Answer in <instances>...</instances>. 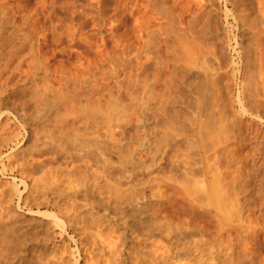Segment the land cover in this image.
I'll use <instances>...</instances> for the list:
<instances>
[{
  "label": "rangeland",
  "instance_id": "1",
  "mask_svg": "<svg viewBox=\"0 0 264 264\" xmlns=\"http://www.w3.org/2000/svg\"><path fill=\"white\" fill-rule=\"evenodd\" d=\"M160 4L166 8H161ZM206 23L209 27L204 26L207 25ZM182 48H186V50ZM254 48L259 50L260 65L258 64L252 71L245 65L248 61V52ZM203 63L205 66L202 65ZM177 68H181L183 71L179 70L177 74ZM185 69H191L188 70L191 71L189 72L191 74L194 71L195 77L187 70L186 74ZM263 70V0H157V2L156 0H0V93L5 100L7 99L6 106L3 105L1 108L2 112H9L0 116V150L4 149L6 138H13L14 134L18 132V137L21 138L19 148L17 145L14 146L15 148L11 146V149L4 151L3 154H12L17 150L23 152L24 150L23 153L20 152V155L24 154L28 156V159L31 156L35 161H41V158L48 161L54 157L56 152H63L66 160L63 165H60V172L63 171L61 174L65 177L66 172L74 173L72 167L75 166L74 170H76L77 176L84 175V173V177L91 175L92 179L89 177L90 189L92 188L95 198L98 193V182L101 178L104 182L106 181L104 208L94 207L92 208L94 210L88 206L89 209L81 208L80 211L87 218L83 216L85 219L82 218L74 226L72 219L69 218V213L68 216L60 215L63 223V227L60 228H55L50 224L52 219L44 215L47 212L55 214V210L44 208L30 210L28 202L33 203L32 198H29L26 193L27 189L21 186L19 201L18 196L13 195V199L10 197L8 202H1L3 205L0 206V225L7 224V227L8 225L11 227L12 224L16 225L13 227L19 233L22 228L23 231L25 229L29 237H35L32 242L35 251L29 248L21 253H19L20 250H16L17 253L15 251V254H10L7 257L6 254H1L0 263L264 264ZM166 71L167 74L168 72L170 74L169 78H167ZM182 72H185L186 75L183 73L182 78H179ZM197 74L202 75L203 85L197 83L201 81ZM187 75L190 76V83L192 82L190 85L194 86L195 84V89L205 87L206 91L201 88V91L206 92L205 95H200V93L203 94L200 90H198L200 93L198 91V93H194V88L191 87V89L189 86ZM216 75L220 78H216L218 81L215 80V83L218 82L217 86L220 87H217L213 83L214 81H206L208 78H210L208 81L215 79ZM203 77L204 79H202ZM193 78L196 79V83H194L195 80H192ZM168 80L169 82H167ZM177 80L183 84L178 83ZM208 83H210L208 88L211 86L209 93L207 92L209 89L206 88ZM181 87L184 89L182 90ZM218 88H221L220 91ZM164 89L165 91L162 92L166 93L162 94L161 90ZM154 90L155 93L157 91V100L160 101L158 104L161 103V107L156 106L158 101L154 99L156 97V94L152 93ZM159 90L162 95L159 94ZM180 90L181 92H179ZM169 91L174 92L170 93ZM179 93L182 95L179 96ZM183 94H186L187 98H184ZM208 94L212 95V98L209 99ZM248 94L252 98L247 96ZM167 95H170V101L169 97H166ZM207 96L208 98H206ZM162 97L167 100L164 99V101ZM178 97H180V101H178ZM202 97L205 100H202L201 103ZM174 98L177 101L172 100ZM181 98L186 100V104ZM214 98L219 101L221 107L215 108L211 113H201L196 110L198 102L206 104L207 100L211 102ZM38 99L40 100L38 101ZM190 99L191 101H189ZM40 101L42 102L40 103ZM161 101H169L172 105H169V102L165 105ZM172 101L174 102L172 103ZM179 102H182L180 106ZM82 104L83 107L80 106ZM163 105L174 107L167 109ZM190 105L195 108L190 110ZM4 107H7L8 111H5ZM179 107L181 108L179 109ZM161 108L165 109V112H162ZM176 108L180 112H176ZM102 109H105L106 113ZM91 110L93 113L90 112ZM63 111L68 113V117ZM174 112L175 114H173ZM63 113L65 115H62ZM166 113L170 115H166ZM58 115L60 118L64 116L63 118H67L65 119L67 121H61L62 118L60 122L59 119H56ZM175 116H177V122L180 120L179 124L182 123L181 125L176 123ZM209 116L210 118H208ZM42 117L45 118L41 119ZM50 118L56 120L53 122ZM186 118L187 120H185ZM46 119L48 122L45 125ZM73 119H76L75 122ZM165 120L166 122H164ZM199 122H202L201 125ZM224 123H227L229 132ZM207 124L209 127L213 125L215 128H211L214 130L210 135L205 131L202 132L203 129L207 131L205 127ZM168 126L169 128H167ZM180 126H182L181 129ZM43 127L46 131L43 130ZM62 127L65 129L62 130ZM74 128L77 131L73 130ZM67 131L68 133L65 134ZM73 131L79 132L78 134L83 136L74 135ZM217 131L221 133L218 132V134ZM43 132H46L45 136ZM48 132L50 133L48 134ZM76 135L77 137H75ZM63 136L65 138H62ZM66 136L67 138L74 137L73 141L76 138V143L71 139L72 144L69 143ZM214 138L216 139L215 144L211 145ZM211 140L213 141L211 142ZM78 141L81 146L80 143H77ZM91 141L92 143H90ZM33 142H36L35 146ZM42 143L45 145L43 146ZM70 144L76 146H71L73 151L70 149ZM206 144L210 147H207ZM11 145H15V141ZM29 149L32 151L26 153L25 150ZM100 149H103L104 154ZM99 150L104 156L100 154ZM214 151L215 153L220 152L215 154ZM78 152L80 153L78 154ZM3 154L1 158L5 156ZM85 155L86 157H83ZM209 155L211 159L208 158ZM104 158L105 165L103 164L102 168L100 164ZM208 159H210L209 162ZM204 161L208 162L207 165L210 164L211 168L215 170L210 168L207 174H204L202 165ZM83 162L88 165L85 166ZM68 166H71L72 169ZM220 169L222 170L220 171ZM216 170H219V174L225 173V175L223 173L224 180L228 177L226 182L230 181L232 174V179H235L234 184H236L234 187L237 210H233V216L226 222L220 221L219 212L208 202V184L213 181ZM210 173L213 175L211 176ZM201 177L205 179L204 182L198 183L201 184V187L198 184V186L194 185L193 182L201 181ZM18 178L11 175L10 172H0V187L3 186L0 189L6 190V186L10 187L11 182L19 180ZM86 181L87 179L84 180V183ZM190 188L193 190H189ZM62 189L66 192L70 191L63 187ZM239 190L241 191L239 192ZM249 195L250 197H248ZM201 196L203 197L202 201ZM22 198L27 201V204L22 201ZM76 201L82 203L79 200ZM95 201L96 199L89 202ZM112 209L115 211L113 212ZM95 216L97 217L95 218ZM11 217L14 218L11 219ZM27 227L31 231L30 229L28 231ZM2 230L1 227L0 231L3 232ZM44 237L48 238L44 239L45 242L43 241Z\"/></svg>",
  "mask_w": 264,
  "mask_h": 264
},
{
  "label": "bare ground",
  "instance_id": "2",
  "mask_svg": "<svg viewBox=\"0 0 264 264\" xmlns=\"http://www.w3.org/2000/svg\"><path fill=\"white\" fill-rule=\"evenodd\" d=\"M264 1V0H263ZM156 2H157V0H156ZM163 2V1H162ZM161 3V2H160ZM249 3V2H248ZM157 4V3H156ZM172 4V3H171ZM251 4V3H250ZM161 5V4H160ZM166 5V4H165ZM252 5V4H251ZM163 5H161V8H166V7H162ZM159 7V6H158ZM161 8H158V9H161ZM253 8V7H252ZM255 8V7H254ZM169 9V8H168ZM157 10V9H156ZM162 10V9H161ZM161 10H159V11H161ZM252 10V9H251ZM165 12V11H164ZM162 13V12H161ZM160 13V14H161ZM169 13V12H168ZM201 13V12H200ZM259 13V12H258ZM158 14V13H157ZM159 14V15H160ZM164 14V13H163ZM207 14H208V12H207ZM199 15V14H198ZM164 16V15H163ZM170 16V15H169ZM209 16V15H208ZM258 16V15H257ZM261 16V15H260ZM168 18V17H167ZM198 18V17H197ZM169 19V18H168ZM171 21H172V19H171ZM206 21V20H205ZM204 21V22H205ZM207 24V23H206ZM211 24V23H210ZM204 25V24H203ZM205 27H209V25L207 24V25H204ZM160 27V26H159ZM203 28V27H202ZM210 29V28H209ZM156 30V29H155ZM171 31V30H170ZM169 31V32H170ZM201 32H202V30H200ZM208 31V30H207ZM244 31V30H243ZM165 32V31H164ZM176 32V31H175ZM192 32V31H191ZM242 32V31H241ZM161 33H163V32H161ZM166 33V32H165ZM171 34H172V32H170ZM174 33V32H173ZM181 33V32H180ZM198 33V32H197ZM204 33V32H203ZM246 33V32H245ZM153 34V33H152ZM155 34V33H154ZM169 34V33H168ZM179 34V33H178ZM184 34V33H183ZM193 34H195V33H193ZM205 34V33H204ZM203 34V35H204ZM162 35V34H161ZM166 35V34H165ZM197 35V34H196ZM242 35V34H241ZM251 35V34H250ZM157 36V35H156ZM159 36V35H158ZM170 36V35H169ZM178 36V35H177ZM181 36V35H180ZM162 37H163V35H162ZM184 37V36H183ZM245 37V36H244ZM248 37H250V36H248ZM179 38H181V37H179ZM190 38V37H189ZM205 38V37H204ZM247 38V37H246ZM156 39V38H155ZM166 39V38H165ZM169 39V38H168ZM182 39V38H181ZM185 40V39H184ZM192 40V39H191ZM203 40V39H202ZM153 41V40H152ZM157 41V40H156ZM156 41H154L155 43H157ZM160 41V40H159ZM174 41V40H173ZM190 41V40H189ZM188 41V42H189ZM201 41V40H200ZM200 41H199V43H200ZM249 42V41H248ZM155 43H153V44H155ZM161 43V42H160ZM167 43V42H166ZM171 43V42H170ZM176 43V42H175ZM174 43V44H175ZM22 44V43H21ZM163 44V43H162ZM171 44H173V42L171 43ZM204 44V43H203ZM9 45V44H8ZM16 45V44H15ZM14 45V46H15ZM168 45V44H167ZM189 45H190V42H189ZM250 45H252V44H250ZM13 46V47H14ZM23 46V45H22ZM21 46V47H22ZM156 46V45H155ZM174 46V45H173ZM180 46V45H179ZM182 46V45H181ZM192 46V45H191ZM203 46V45H202ZM249 46V45H248ZM5 47V46H4ZM8 47H10V46H8ZM11 47H12V45H11ZM160 47V46H159ZM169 47V46H168ZM171 47H172V45H171ZM177 47V46H176ZM182 47H184V46H182ZM247 47V46H246ZM7 48V47H6ZM18 48V47H17ZM23 48V47H22ZM187 48V47H186ZM186 48H182V49H184V50H186ZM248 48H250V47H248ZM247 48V49H248ZM5 49V48H4ZM3 49V50H4ZM147 49V48H146ZM157 49V48H156ZM169 49V48H168ZM174 49V48H173ZM178 49V48H177ZM196 49H198L197 47H196ZM250 49H252V48H250ZM2 50V51H3ZM166 50V49H165ZM171 51V50H170ZM178 51V50H177ZM176 51V52H177ZM188 51V50H187ZM198 51V50H197ZM200 51V50H199ZM153 52V51H152ZM156 52H158V51H156ZM181 52V51H180ZM209 52V51H208ZM247 52H248V50H247ZM5 53V52H4ZM3 53V54H4ZM155 53V52H154ZM160 53V52H159ZM204 53V52H203ZM249 54V56H248V61H247V65H245V66H247L248 68H251L252 69V71L253 70H255V67L256 66H258V64H259V62H260V54H259V50H258V48H254L253 50H250V52H248ZM2 54V55H3ZM9 54V53H8ZM157 54V53H156ZM161 54V53H160ZM164 54V53H163ZM193 54H194V52H193ZM198 54V53H197ZM211 54H213V53H211ZM6 55V54H5ZM17 55V54H16ZM165 55V54H164ZM167 55V54H166ZM201 55V54H200ZM200 55H198L199 57H200ZM203 55V54H202ZM205 55V54H204ZM154 56V55H153ZM176 56V55H175ZM184 56V55H183ZM182 56V57H183ZM188 56H190V55H188ZM4 57V56H3ZM7 57V56H6ZM11 57H13V56H11ZM167 57V56H166ZM177 57H178V55H177ZM242 57V56H241ZM247 57V56H246ZM170 58V57H169ZM180 58V57H179ZM186 58V57H185ZM194 58V57H193ZM206 58V57H205ZM208 58V57H207ZM217 58H218V56H217ZM9 59H10V57H9ZM161 59H162V57H161ZM166 59V58H165ZM170 59H172V58H170ZM188 59H189V57H188ZM192 59V58H191ZM203 59V58H202ZM221 59V58H220ZM244 59V58H243ZM154 60H155V58H154ZM160 60V59H159ZM180 60H182V59H180ZM184 60V59H183ZM205 60V59H204ZM11 61V60H10ZM162 61V60H161ZM166 61H168L167 59H166ZM170 61V60H169ZM174 61V60H173ZM187 61V60H186ZM192 61V60H191ZM153 62H155V61H153ZM181 62H183V61H181ZM188 62V61H187ZM201 62V61H200ZM202 62H203V60H202ZM245 62H246V60H245ZM158 63V62H157ZM175 63V62H174ZM204 63H206V62H204ZM204 63L202 64V65H204ZM159 64V63H158ZM158 64H156V65H158ZM160 64H162V63H160ZM168 64H169V62H168ZM173 64V63H172ZM184 64H186V63H184ZM244 64H246V63H244ZM153 65V64H152ZM187 65V64H186ZM192 65V64H191ZM195 65V64H194ZM242 65V64H241ZM260 65V64H259ZM159 66V65H158ZM161 66V65H160ZM164 66H166L167 67V65H164ZM178 66H179V64H178ZM177 66V67H178ZM205 66V65H204ZM207 66V65H206ZM212 66V65H211ZM243 66V65H242ZM156 69H157V67L156 66H154ZM153 67V68H154ZM166 67H164V68H166ZM203 67V66H202ZM247 67H245V68H247ZM263 67V66H262ZM5 68V67H4ZM158 68H161V67H158ZM184 68V67H183ZM191 68H192V66H191ZM210 68V67H209ZM162 69V68H161ZM160 69V70H161ZM170 69H172V68H170ZM178 69V71H177V74L179 73V70H180V72L181 71H183V70H181V68L179 69V68H177ZM199 69V68H198ZM212 69V68H211ZM157 70H159V69H157ZM186 70L188 71V70H191V69H185L184 71L186 72ZM244 70V69H243ZM144 71V70H143ZM164 71V70H163ZM218 71V70H217ZM249 71H251L250 69H249ZM252 71H251V74H252ZM264 71V70H263ZM155 72H156V70H155ZM160 72V71H159ZM165 72V71H164ZM163 72V73H164ZM171 72V71H170ZM175 72V71H174ZM185 72H182L181 74H180V77L179 78H182L181 77V75H184L185 74ZM189 72H191V71H188V73ZM197 72V71H196ZM256 72H258V71H256ZM255 72V73H256ZM157 73V72H156ZM156 73H155V75H156ZM161 73V72H160ZM184 73V74H183ZM193 73H195L194 71H193ZM192 73V74H193ZM243 73V72H242ZM166 74H167V71H166ZM174 74V73H173ZM186 74H187V72H186ZM185 74V75H186ZM189 74H191V73H189ZM191 74V75H192ZM202 74V73H201ZM203 74H204V72H203ZM223 74V73H222ZM246 74V73H245ZM259 74H260V71H259ZM160 75V74H159ZM168 75H170L169 74V72H168V74H167V78H169L168 77ZM172 75V74H171ZM194 75V74H193ZM198 75V74H197ZM209 75V74H208ZM219 75V74H218ZM218 75H216L217 77H215V79H213V80H211V81H208L210 78H208V80H206L207 82H213L214 84H216V86L218 85L217 83L218 82H216L215 83V80L216 81H218L216 78H220ZM221 75V74H220ZM264 75V74H263ZM157 76V75H156ZM156 76H155V79H156ZM188 76V75H187ZM223 76V75H222ZM233 76V75H232ZM258 76V75H257ZM256 76V77H257ZM163 76H162V74H161V78H162ZM174 77V76H173ZM183 77H185V76H183ZM190 76H188V78H189ZM193 77V76H192ZM194 77H195V75H194ZM201 77H202V75L201 76H199L198 75V78L201 80ZM205 77V76H204ZM204 77L202 78V79H204ZM207 77V76H206ZM242 77V76H241ZM154 78V77H153ZM158 78V77H157ZM167 78H164V79H167ZM186 78V77H185ZM198 78H197V80H198ZM223 78V77H222ZM257 78H259V76L257 77ZM32 79V78H31ZM160 79V78H159ZM171 79V78H170ZM207 79V78H206ZM256 79V78H255ZM158 79H156V81H157ZM180 81H182L183 82V80H184V78H183V80H181V79H179ZM188 81H186V82H188L189 83V86H190V88L191 87H193L194 88V93H196L198 90H202L201 88H204V90H205V87H199L198 85H197V87H199L198 88V90L197 89H195L196 88V86H195V84L194 83H196V79H192V80H195L194 81V86L193 85H190L191 83H190V78L189 79H187ZM251 80V79H250ZM252 80H253V76H252ZM155 81V80H154ZM160 81V80H159ZM162 81V80H161ZM165 81V80H164ZM175 81V80H174ZM178 81V80H177ZM180 81H178V83L180 82ZM199 81V80H198ZM204 80H201L200 82H203ZM254 81V80H253ZM259 81V80H258ZM158 82V81H157ZM167 82H169V80L167 81ZM185 82V83H186ZM200 82H197V83H199L200 85H203L204 84V82L203 83H200ZM220 82V81H219ZM264 82V81H263ZM162 83V82H161ZM165 83V82H164ZM171 83H172V81H171ZM212 83V84H213ZM255 83H256V81H255ZM145 84V83H144ZM155 84V83H154ZM157 85H158V83H156ZM160 84V83H159ZM167 84V83H166ZM165 84V85H166ZM169 84V83H168ZM167 84V85H168ZM180 84H183V83H181L180 82ZM187 84V83H186ZM185 84V85H186ZM220 84V83H219ZM163 85V84H162ZM173 85V84H172ZM171 85V86H172ZM206 85V84H205ZM204 85V86H205ZM209 85H210V83H208V85H207V87L206 88H208L209 87ZM154 86H156V85H154ZM159 86V85H158ZM171 86H169V87H171ZM176 86V85H175ZM182 86H184V85H182ZM248 86V85H247ZM252 86V85H251ZM250 86V87H251ZM260 86V85H259ZM264 86V85H263ZM263 86H262V88H263ZM161 87V86H160ZM168 87V86H167ZM178 87H179V85H178ZM185 87V86H184ZM188 87V86H187ZM186 87V88H187ZM217 87H220V86H217ZM254 87H255V85H254ZM253 87V88H254ZM162 88H165V87H162ZM182 88V90L184 89L183 87H181ZM210 88H211V86H210ZM210 88H208L209 90L207 91L208 93H209V91H210ZM213 89L214 88H216V87H212ZM252 88V89H253ZM3 89V88H2ZM1 89V90H2ZM5 89V88H4ZM154 89H155V87H154ZM159 89V88H158ZM179 89H180V87H179ZM192 89V88H191ZM219 89H221V88H218V90ZM248 89H249V87H248ZM251 89V88H250ZM258 89V88H257ZM259 89H261V88H259ZM171 90H172V88H171ZM177 90V89H176ZM176 90H174V91H176ZM196 90V91H195ZM255 90V89H254ZM152 91V90H151ZM162 91H165V89L164 90H161V92ZM173 91V92H174ZM187 91V90H186ZM206 91V90H205ZM212 91V90H211ZM214 91V90H213ZM220 91V90H219ZM219 91H218V93H219ZM170 93H173L172 91H169ZM179 92H181V90L179 91ZM199 92V91H198ZM197 92V93H198ZM201 92H203V91H201ZM215 92H216V89H215ZM250 92V90L248 91V93ZM254 92V91H253ZM252 92V93H253ZM4 93V92H3ZM150 93V92H149ZM152 93H155V90H154V92H152ZM156 93H157V91H156ZM155 93V94H156ZM164 92H162V94H163ZM166 93V92H165ZM164 93V94H165ZM167 93H168V90H167ZM183 93V92H182ZM184 93H186V92H184ZM191 93H192V91H191ZM190 93V94H191ZM200 93V92H199ZM206 93V92H205ZM205 93L203 92V94L202 93H200V95H205ZM212 94H213V92H211ZM217 93V92H216ZM2 93H0V116L2 115V114H8L9 112H2V108H1V106H3V105H5L6 106V104H7V102H6V100L4 99V96H2L1 95ZM43 94V93H42ZM159 94H160V90H159ZM162 94H160V95H162ZM175 94V93H174ZM177 95H178V93H176ZM180 94L181 93H179V96H180ZM186 94H188V93H186ZM186 94H183V96H184V98H187V97H185L186 96ZM220 94V93H219ZM250 94V93H249ZM247 95V96H251V95ZM40 95V94H39ZM46 95V94H45ZM59 95H60V93H59ZM153 95V94H152ZM157 95L158 94H156V97L154 98L156 101H158L157 103H156V106H160V104H158L160 101L159 100H157L158 99V97H157ZM177 95L176 96H174L175 98L177 97ZM182 95V94H181ZM196 95V94H195ZM207 95V94H206ZM214 95H215V93H214ZM243 95V94H242ZM41 96V95H40ZM58 96V95H57ZM172 96V95H171ZM183 96H182V98H183ZM197 96H198V94H197ZM196 96V97H197ZM208 96H209V94H208ZM208 96L206 97V98H208ZM212 95H210L209 96V99H210V97H211ZM215 96H218L219 97V95H215ZM214 96V97H215ZM245 96V95H244ZM41 97H44V95L43 96H41ZM54 97V96H53ZM167 98L169 97V101L171 100L170 99V95L168 96H166ZM191 97V96H190ZM204 97V96H203ZM203 97H202V99L200 100V102L202 103L204 100H203ZM263 97V96H262ZM47 98V97H46ZM62 98V97H61ZM172 99V100H176L177 101V99ZM180 97H178V99H179ZM181 98V100H184L185 101V104H186V100L185 99H182ZM201 98V97H200ZM212 98V97H211ZM245 98H246V96H245ZM244 98V99H245ZM251 98H252V96H251ZM257 98V97H256ZM255 98V99H256ZM49 99V98H48ZM73 99H75V98H73ZM159 99H160V96H159ZM162 99L164 100L165 98L164 97H162ZM188 99H189V95H188ZM188 99H187V101H188ZM192 99H193V97H192ZM198 99H199V97H198ZM215 100H217L216 98H214ZM212 100L211 102L209 101V100H207L208 102V104L206 103L205 104V102H204V104H199V102H198V104H199V106H198V104H197V106H196V110L198 111V112H213L214 110H215V108L217 109L219 106H220V104L218 103L219 101L217 100V102H215L214 103V101L215 100ZM237 99V98H236ZM247 99H248V97H247ZM254 99V98H253ZM5 100V101H4ZM40 99H38V101H39ZM50 100H51V98H50ZM54 100V99H53ZM59 100V99H58ZM87 100V99H86ZM161 100V99H160ZM165 100H167V99H165ZM164 100V101H165ZM194 100V99H193ZM193 100H192V102H193ZM203 100V101H202ZM52 101V100H51ZM55 101V100H54ZM67 101V100H66ZM70 101V100H69ZM155 101V102H156ZM164 101H161V102H164ZM168 101V102H169ZM175 101V102H176ZM178 101H180V99L178 100ZM189 101H191V99L189 100ZM220 101H221V99H220ZM255 101V100H254ZM42 101H40V103H41ZM45 102V101H44ZM53 102V101H52ZM56 102V101H55ZM168 102H164L165 103V105H166V103H168ZM174 101H172V103H173ZM39 103V102H38ZM51 103V102H50ZM54 103V102H53ZM86 103V102H85ZM91 103V102H90ZM143 103V102H142ZM182 103V102H181ZM180 102L178 103L179 104V106H180V104H181ZM187 103H189V102H187ZM240 103H241V101H240ZM251 103V102H250ZM260 103H262V102H260ZM69 104V103H68ZM75 104H77V103H75ZM158 104V105H157ZM163 104V103H162ZM171 103L169 102V105H170ZM174 104H176V103H174ZM192 104V103H191ZM222 104V103H221ZM245 104V103H244ZM252 104V103H251ZM71 105V104H70ZM79 105V104H78ZM85 105V104H84ZM86 105H88V104H86ZM172 105V104H171ZM189 105V104H188ZM188 105H186V106H188ZM241 105V104H240ZM257 105H258V103H257ZM257 105H255L256 107H257ZM47 106V105H46ZM72 106V105H71ZM80 106H82L83 107V104L82 105H80ZM155 106V105H154ZM162 106V105H161ZM160 106V107H161ZM164 106V105H163ZM185 106V105H184ZM184 106H181V107H184ZM191 106H193V105H190V110L191 109H193V108H195L194 106L193 107H191ZM222 106V105H221ZM220 106V107H221ZM253 106V105H252ZM73 107V106H72ZM76 107V106H75ZM86 107V106H85ZM93 107V106H92ZM166 106H164V108H165ZM174 107V106H173ZM173 107L172 106H167L166 108L167 109H173ZM177 107H178V105H177ZM181 107H179V109L181 108ZM259 107V106H258ZM5 108V111H8V108L7 107H4ZM55 108H56V106H55ZM71 108V107H70ZM87 108H88V106H87ZM100 108H101V106H100ZM106 108V107H105ZM159 108V107H158ZM158 108H156V109H158ZM47 109V108H46ZM54 109V108H53ZM75 109V108H74ZM90 109V108H89ZM92 109V108H91ZM95 110H96V108H94ZM162 109V108H161ZM167 109H166V112H167ZM185 109V108H184ZM188 109V108H187ZM241 109V108H240ZM40 110V109H39ZM57 110V109H56ZM65 110H67V109H65ZM71 110H73V109H71ZM102 110H104L105 111V109H102ZM154 110V109H153ZM159 110H160V108H159ZM243 110V109H242ZM42 111H44V110H42ZM58 111V110H57ZM80 111H82V110H80ZM93 110H91L90 112H92ZM109 111V110H108ZM111 111V110H110ZM157 111V110H156ZM155 111V112H156ZM165 112V109L163 110L162 109V112ZM169 111V110H168ZM171 111H173V110H171ZM175 111V110H174ZM178 111V108H176V112ZM183 110L181 109V112H182ZM219 111V110H218ZM244 111V110H243ZM49 112V111H48ZM50 112H51V110H50ZM56 112V111H55ZM64 112V111H63ZM67 112V111H66ZM71 112V111H70ZM72 112H74V111H72ZM99 112V111H98ZM154 112V111H153ZM159 112V111H158ZM161 112V111H160ZM178 112H180V110L178 111ZM185 112H187V111H185ZM184 112V113H185ZM220 112V111H219ZM223 112H224V110H223ZM65 113V112H64ZM62 114V115H65V114ZM68 113H69V110H68ZM67 113V114H68ZM93 113V112H92ZM91 113V114H92ZM95 113V112H94ZM97 113V112H96ZM100 113V112H99ZM105 113H106V111H105ZM200 113V114H201ZM42 114V113H41ZM44 114H46V113H44ZM65 115V116H67L68 117V115ZM71 114V113H70ZM104 114V113H103ZM160 114V113H159ZM163 114H165V113H163ZM162 114V115H163ZM173 114H175V112L173 113ZM178 114V113H177ZM206 114V113H205ZM205 114H203V115H205ZM97 115V114H96ZM99 115V114H98ZM109 115V114H108ZM166 115H170V114H167L166 113ZM183 115V114H182ZM43 116H45V115H43ZM70 116V115H69ZM88 116H90L91 117V115H88ZM100 116V115H99ZM104 116V115H103ZM173 116V115H172ZM171 116V117H172ZM184 116V115H183ZM211 116V115H210ZM210 116L208 117V118H210ZM64 117V116H63ZM62 117V118H63ZM71 117H73V116H71ZM94 117V116H93ZM177 116H175V118H176ZM181 117V116H180ZM186 117V116H185ZM187 117H188V115H187ZM201 117V116H200ZM205 117V116H204ZM45 118V117H44ZM43 117L41 118V119H44ZM56 118V117H55ZM51 119L50 118V120L52 121L53 120V122H54V120H56V119H59V121H60V119H62V118H60L59 117V115H58V118H56V119ZM73 118H75V117H73ZM157 118V117H156ZM221 118V117H220ZM65 119H67V118H65ZM64 118L61 120V121H63L64 120V122L65 121H67V120H65ZM72 119V118H71ZM78 119V118H77ZM177 119V118H176ZM204 119V118H203ZM222 119V118H221ZM49 120V119H48ZM74 120V119H73ZM76 120V119H75ZM75 120L73 121V122H75ZM185 120H187V118L185 119ZM207 120H209V119H207ZM211 120V119H210ZM46 122H45V125H46V123L48 122L47 121V119L45 120ZM60 121V122H61ZM158 121V120H157ZM161 121V120H160ZM178 121V119L176 120V123H180V120H179V122H177ZM191 121V119L189 120V122ZM212 121H213V119H212ZM212 121H211V123H212ZM44 122V121H43ZM59 122V123H60ZM71 122V121H70ZM164 122H166V120L164 121ZM225 122V121H224ZM56 124H57V121L55 122ZM162 123V122H161ZM200 123V122H199ZM202 123V122H201ZM201 123H200V125H201ZM208 124H209V121L207 122ZM210 123V124H211ZM216 123H217V120H216ZM221 123H222V121H221ZM67 124V123H66ZM72 124V123H71ZM158 124V123H157ZM171 124V123H170ZM182 124V123H181ZM181 124H179V125H181ZM206 124V123H205ZM207 124V125H208ZM214 124H215V121H214ZM219 124H220V121H219ZM53 125V124H52ZM63 125V124H62ZM167 125V124H166ZM199 125V126H200ZM205 126L206 127V129H207V131L205 130V129H203L202 130V132L203 131H205V132H207L209 135H210V133L215 129L214 127H213V125L211 126L210 125V127H209V125L208 126ZM227 125V123L225 124L224 123V126H226ZM42 126H44V125H42ZM49 126H51L50 124H49ZM54 126V125H53ZM57 126H58V124H57ZM59 126H61L60 124H59ZM64 126V125H63ZM74 126V125H73ZM222 126V125H221ZM22 127H23V125H22ZM55 127V126H54ZM65 127V126H64ZM64 127H62L63 129L62 130H64L65 128ZM198 127V126H197ZM216 127V126H215ZM56 128V127H55ZM167 128H169V126L167 127ZM182 128V126H180V129ZM187 128V127H186ZM190 128H192V127H190ZM211 128H214V129H211ZM48 129V128H47ZM71 129V128H70ZM166 129V128H165ZM219 129V128H218ZM222 129V128H221ZM226 129H227V131H228V128H227V126H226ZM43 130H44V127H43ZM48 130H52V129H48ZM47 130V131H48ZM60 130V129H59ZM58 130V131H59ZM67 130V129H66ZM73 130H76L75 128L73 129ZM84 130V129H83ZM192 130V129H191ZM224 130H225V128H224ZM224 130H221L222 132L224 131ZM23 131V130H22ZM44 131H46V130H44ZM53 131V130H52ZM77 131V130H76ZM76 131H73V132H75L74 133V135L75 134H78V133H76ZM164 131V130H163ZM162 131V132H163ZM167 131V130H166ZM181 131V130H180ZM21 132V131H20ZM60 132H62V131H60ZM72 132V133H73ZM85 132V131H84ZM83 132V133H84ZM165 132V131H164ZM168 132H170V131H168ZM167 132V133H168ZM179 132V131H178ZM184 132V131H183ZM187 132V130L185 131V133ZM199 132V131H198ZM218 132H220V131H217V133ZM226 132V131H225ZM229 132V131H228ZM25 133V132H24ZM50 132H48V134H49ZM59 133V132H58ZM68 133V131L65 133V134H67ZM158 133V131L156 132V134ZM191 133H193L192 131H191ZM221 133V132H220ZM21 134V133H20ZM43 134H44V136H45V134H46V132H43ZM52 134H53V132H52ZM64 134V135H65ZM162 134V133H161ZM216 134V133H215ZM219 134V133H218ZM23 135V134H22ZM29 135V134H28ZM42 135V134H41ZM79 135V134H78ZM87 135V134H86ZM101 135V134H100ZM171 135V134H170ZM200 135H202V134H200ZM217 135V134H216ZM222 135V134H221ZM19 136V134H18V132H17V134H14V136H13V138H6L7 140H6V142H5V145H4V149H1L0 150V158H1V156H2V154L4 153V151L6 152L7 150H10L11 149V146H15L16 147V145H17V147H18V145H20V137H18ZM80 136V135H79ZM83 135H81L80 137H82ZM104 136V135H103ZM162 136V135H161ZM160 136V137H161ZM204 136H205V134H204ZM37 137V136H36ZM35 137V138H36ZM47 137V136H46ZM70 137H72V136H70ZM75 137H77V135L75 136ZM171 137V136H170ZM201 137V136H200ZM203 137V136H202ZM218 137H219V135H218ZM217 137V138H218ZM22 138H24V137H22ZM62 138H65V136H63ZM66 138H67V136H66ZM69 138V137H68ZM67 138V140L69 141V143H71L70 142V139L72 140V138H74V137H72V138H69L68 139ZM221 138V137H220ZM37 139V138H36ZM35 139V141L37 142V140ZM54 139V138H53ZM76 139V138H75ZM75 139H74V141H75ZM78 139H80V138H78ZM83 139H84V137H83ZM5 140V139H4ZM48 140V139H47ZM91 140V139H90ZM89 140V141H90ZM202 140V139H201ZM204 140V139H203ZM214 140V141H213ZM213 140H211V142H212V144L211 145H213V144H215L214 142H215V138L213 139ZM14 141H15V145H11V143H14ZM41 141V140H40ZM43 141H45V139H43ZM57 141V140H56ZM65 141V140H64ZM63 141V142H64ZM73 140H72V142H74ZM80 142H81V140H79ZM77 142L78 144L80 143V142ZM95 141V140H94ZM97 141V140H96ZM100 141V140H99ZM193 141V140H192ZM222 141V140H221ZM35 142V143H36ZM102 142V141H101ZM201 142V141H200ZM207 142H209V141H207ZM219 142V141H218ZM34 143V142H33ZM35 143H34V146H35ZM46 143V142H45ZM75 143H76V141H75ZM82 143V142H81ZM81 143H80V146H81ZM85 143V142H84ZM89 143V142H88ZM90 143H92V141L90 142ZM98 143V142H97ZM103 143V142H102ZM57 144V143H56ZM72 144V143H71ZM69 145L70 147L71 146H75V144H73V145ZM83 144V143H82ZM101 144V143H100ZM33 145V144H32ZM42 145H43V143H42ZM42 145H41V147H42ZM45 145V144H44ZM43 145V146H44ZM51 145V144H50ZM67 146H68V144H66ZM83 145H85V144H83ZM89 146H90V144H88ZM92 145V144H91ZM202 145V144H201ZM201 145H199L200 147H201ZM207 145V144H206ZM34 146H32V147H34ZM73 146V147H74ZM87 146V145H86ZM95 146V145H94ZM93 146V147H94ZM101 146V145H100ZM103 146V145H102ZM158 146V145H157ZM215 146V145H214ZM14 147V148H15ZM38 147L40 148V146L38 145ZM51 147V146H50ZM62 147V146H61ZM76 147V146H75ZM85 147V146H84ZM83 147V148H84ZM97 147H99V146H97ZM105 147H106V145H105ZM104 147V148H105ZM207 147H210V145L208 146L207 145ZM19 148V147H18ZM26 148V147H25ZM29 148V147H28ZM53 148V147H52ZM51 148V149H52ZM55 148V147H54ZM78 148V147H77ZM103 148V147H102ZM103 148V149H104ZM158 148H159V146H158ZM22 149V148H21ZM21 149H19V150H21ZM24 149V148H23ZM34 149V148H33ZM58 149V148H57ZM61 149V148H60ZM60 149H59V151H60ZM68 149V148H67ZM71 149V151H73V149H72V147L70 148ZM75 149V148H74ZM85 149V148H84ZM94 149V148H93ZM97 149V148H96ZM102 149V150H103ZM204 149V148H203ZM215 149H216V147H215ZM218 149V148H217ZM224 149V148H223ZM43 150V149H42ZM42 150H41V152H42ZM45 150V149H44ZM53 150V149H52ZM69 150V149H68ZM79 150V149H78ZM83 150V149H82ZM101 150V149H100ZM100 150H99V152H100ZM101 150V152H103ZM205 150H206V147H205ZM204 150V151H205ZM22 151V150H21ZM21 151H14L12 154H3V155H5V156H3L2 158H1V161H0V172L1 173H5V172H10V174L11 175H14V177L15 176H17V178L19 179V180H17V181H13V182H11V184H10V187H8V186H6L7 187V189L6 190H4V189H0V206H1V202L2 201H7L8 202V199L10 200V197H12V199H13V195H17L18 196V201H19V199H20V195H21V186H23L25 189H27L26 190V193H28V195H29V198L31 197L32 199H31V201H33V203H31V202H28V207L30 208V210H32L33 211V209H37V210H40V209H42V208H44V209H47V210H49V209H51V210H55V214L53 213H48L47 212V214H44L45 216H48V218H51L52 219V221H51V223L50 224H52V225H54L55 226V228L56 227H58V228H60L61 226L63 227V223H62V221H61V218L59 217L60 215L62 216L63 214L64 215H67L68 213H69V215H70V219H72V222H73V226H74V224H78L79 222L78 221H81L82 220V218L83 219H85V218H87L86 216H84V214L82 213V211H80L81 210V208H83V207H86L87 208V206L88 207H91V209L92 208H96V207H103L104 208V201H103V199H104V189H105V187H106V185H105V182H104V180H103V178H101V180L98 182V184H99V186H98V188H97V186H96V188L98 189V193L96 194L97 196V198H95V195H93L92 193V188L90 189V187H91V184H90V178L92 177L91 175V177L88 175L87 177H84L85 176V173L84 172H82V173H84V175L82 176L80 173V176L78 175H76L75 174V171L76 170H74V168H75V166L74 167H72L71 168V166H68V167H70L73 171H74V173L73 172H71V171H69V172H66V174H65V177H64V175H62L63 174V171L62 172H60V165H63L64 163H65V161L64 160H66V159H64L65 158V156H64V153L63 152H60V153H55V155H53L54 157L53 158H51L50 160H48V161H45V160H43V158H41V161L39 160V161H35V160H32L33 158H31V156H30V159H28V156H25L24 154L23 155H20V152ZM29 151H32V149L30 150H25V152L27 153H30ZM34 151H37V150H34ZM34 151H33V153H34ZM75 151V150H74ZM80 151V150H79ZM209 151H211V150H209ZM218 151V150H217ZM23 152H24V150H23ZM23 152H21V153H23ZM44 152V151H43ZM70 152V151H69ZM77 152V151H76ZM76 152H73V153H76ZM84 152V151H83ZM100 152V154L101 155H103L104 154V152H103V154ZM208 152V151H207ZM213 152V151H212ZM211 152V153H212ZM220 152V151H219ZM218 152V153H219ZM32 153V154H33ZM61 153H63V154H61ZM80 152H78V154H79ZM85 153V152H84ZM83 153V154H84ZM205 153H206V151H205ZM209 153V152H208ZM214 153H215V151H214ZM218 153H215V154H218ZM222 154H223V152H221ZM220 153V154H221ZM88 155H89V153H87ZM207 154V153H206ZM215 154L213 155L214 156V158H215ZM222 154H221V156H222ZM26 155H28V154H26ZM41 155H42V153H41ZM66 155V154H65ZM77 155V154H76ZM106 155V154H105ZM82 156V155H81ZM104 156V155H103ZM210 156V155H209ZM218 156V155H217ZM216 156V157H217ZM83 157H86V155L85 156H83ZM77 158V157H76ZM79 158V157H78ZM99 158H100V155H99ZM205 158H207V156L205 155ZM208 158H210L211 159V156L210 157H208ZM225 158V157H224ZM223 158V159H224ZM36 159V158H35ZM48 159V158H47ZM80 159V158H79ZM83 159V158H82ZM102 159V158H101ZM210 159H208V162L210 161ZM222 159V158H221ZM220 159V160H221ZM5 160V161H4ZM77 160V159H76ZM98 160V159H97ZM104 160H105V158L102 160V163L100 164V165H102V168H103V164H104ZM213 160V159H212ZM99 161H100V159H99ZM108 161V160H107ZM107 161H105V162H107ZM207 161V160H206ZM214 161H215V159H214ZM87 162V161H86ZM85 162V163H86ZM208 162H203L202 163V165H203V169H204V174H207V172L209 171V169L211 168V166H210V164L209 165H207V163ZM216 162V161H215ZM218 162V161H217ZM81 163V162H80ZM84 163V162H83ZM84 163V164H85ZM92 163V162H91ZM98 163V162H97ZM219 163V162H218ZM70 164H72V163H70ZM75 164V163H74ZM216 164V163H215ZM221 164V163H220ZM81 165V164H80ZM86 165H88V164H85V166ZM91 165V164H90ZM105 165V164H104ZM212 165V164H211ZM217 165V164H216ZM222 165V164H221ZM226 165H228V164H226ZM82 166V165H81ZM96 166V165H95ZM98 166V165H97ZM210 166V167H209ZM90 167V166H89ZM213 167H215V166H213ZM217 167V166H216ZM220 167V166H219ZM60 168V169H59ZM67 168V167H66ZM69 168V169H70ZM94 168V167H93ZM101 168V169H102ZM105 168V167H104ZM225 168H226V166H225ZM76 169V168H75ZM81 169V168H80ZM89 169V168H88ZM92 169V168H91ZM98 169V168H97ZM214 168H211V170H213ZM79 170V169H78ZM93 170V169H92ZM215 170V169H214ZM213 170V171H214ZM222 169H220V171H221ZM88 171V170H87ZM94 171H95V169H94ZM201 171V170H200ZM99 172V171H98ZM202 172V171H201ZM210 172H212V171H210ZM216 172V173H215ZM215 172H212V173H215L216 174V176H215V174H214V177H213V181H211L210 182V184H208V189H207V194H208V202H209V204H211L212 206H214V208L219 212V214H220V221L221 222H226L227 220H229L232 216H233V210L235 209V210H237V208H236V201H237V199H236V191H235V187H234V185H236V184H234V180L232 179V174H231V179H230V181H228V182H226L225 180H227V178L224 180V177H223V173L221 172V174H219L220 172H219V170L217 171H215ZM219 172V173H218ZM41 174L40 176H39V174ZM62 173V174H61ZM88 173H89V171H88ZM92 173V171L90 172V174ZM228 173V172H227ZM37 174H38V176H37ZM103 174H104V172H103ZM192 174V173H191ZM209 174V173H208ZM211 174V173H210ZM218 174V175H217ZM63 177H62V176ZM99 175V174H98ZM105 175H106V173H105ZM201 175V174H200ZM199 175V176H200ZM213 174H211V176H212ZM224 175H225V173H224ZM229 175V174H228ZM95 176H97V175H95ZM191 176V175H190ZM227 176V175H226ZM90 177V178H89ZM192 177V176H191ZM209 177V176H208ZM230 177V176H229ZM63 178H66V179H63ZM240 178H242V177H240ZM85 179H87V181H86V183H84V180ZM92 179V178H91ZM93 179H96V178H94L93 177ZM185 179V178H184ZM201 179H202V177H201ZM200 179V180H201ZM14 180V179H13ZM97 180V179H96ZM182 180H183V178H182ZM185 180H187V178L185 179ZM188 180H189V178H188ZM194 180H196V179H194ZM229 180V179H228ZM92 181V180H91ZM173 181V180H172ZM191 182L193 181V180H190ZM205 181V179H202L201 181H199L198 180V182L196 181V183H195V181L193 182L194 183V185L196 184H198L199 182H204ZM246 181V180H245ZM92 182H94V181H92ZM97 182V181H96ZM95 182V183H96ZM236 182H238V181H236ZM9 184V183H8ZM65 184V185H64ZM185 184V183H184ZM246 184V183H245ZM245 184H244V186H245ZM192 185V184H191ZM193 185V187H195ZM199 185V184H198ZM197 185V186H198ZM204 185V184H203ZM92 186H93V184H92ZM183 186V185H182ZM189 186H190V184H189ZM238 186V185H237ZM5 187V186H4ZM62 187L66 190H70L69 192H66V191H64L63 189H62ZM185 187H187V186H185ZM199 187H201V184L199 185ZM202 187H204V186H202ZM243 187V186H242ZM248 187V186H247ZM0 188H3V186L2 187H0ZM198 188V187H197ZM95 189V188H94ZM151 189H152V187H151ZM182 189V188H181ZM183 189H184V187H183ZM193 190V188H190L189 190ZM199 189V188H198ZM197 189V190H198ZM237 189V188H236ZM188 190V189H187ZM188 190V191H189ZM195 190H196V188H195ZM195 190H194V192H195ZM200 190V189H199ZM198 190V191H199ZM247 190V189H246ZM114 191V190H113ZM202 191H203V188H202ZM241 190H239V192H240ZM110 192H112V191H110ZM183 192V191H182ZM187 193H191V192H187ZM198 193V192H197ZM116 194V193H115ZM194 194V193H193ZM200 194H201V191H200ZM241 194V193H240ZM106 195V194H105ZM109 195V194H108ZM111 195V194H110ZM122 195V194H121ZM190 195V194H189ZM199 195V194H198ZM197 196V195H196ZM25 197V196H24ZM26 197H27V199H29L28 198V196H27V194H26ZM26 197H25V199H26ZM123 197V196H122ZM126 197V196H125ZM248 197H250V195L248 196ZM91 198V199H90ZM121 198V197H120ZM124 198V197H123ZM190 198V197H189ZM196 198V197H195ZM202 196H201V201H202ZM11 199V200H12ZM25 199H23L22 198V201H24V203L25 204H27V199L25 200ZM95 200L96 199V201L95 202H89L90 200ZM240 199V198H239ZM76 200H79V201H81L82 203H77V201ZM104 200H106V199H104ZM112 200H114V199H112ZM112 200H110V201H112ZM135 200V199H134ZM196 200V199H195ZM198 200H200V199H198ZM197 200V201H198ZM17 201V200H16ZM30 201V200H29ZM126 201V200H125ZM106 202V201H105ZM114 202V201H113ZM120 202V201H119ZM132 202V201H131ZM239 202V201H238ZM10 203H11V201H10ZM14 203V202H13ZM110 203V202H109ZM4 204H6V203H4ZM93 204H95L94 206H93ZM119 204H122V203H119ZM129 204V203H128ZM3 205V204H2ZM5 206V205H4ZM27 207V208H28ZM106 207V206H105ZM118 207H120V206H118ZM2 208V207H1ZM85 208V209H86ZM112 208H113V206H112ZM8 209H10V208H8ZM84 209V208H83ZM84 209V210H85ZM87 209H89V208H87ZM114 209V208H113ZM113 209H112V211H113ZM92 210H94V209H92ZM138 210H139V208H138ZM137 210V211H138ZM141 210V209H140ZM2 211V210H1ZM9 211V210H8ZM70 211H71V214H70ZM115 211V210H114ZM113 211V212H114ZM11 212V211H10ZM38 212H40V211H38ZM91 212V211H90ZM90 212H89V214H90ZM112 212V213H113ZM140 212V211H139ZM1 213V212H0ZM9 213V212H8ZM46 213V212H45ZM84 213H85V211H84ZM88 213V212H87ZM86 213V214H87ZM106 213V212H105ZM38 214V213H37ZM142 214V213H141ZM11 215V214H10ZM9 215V216H10ZM91 215V214H90ZM140 215V214H139ZM150 215H152V214H150ZM8 216V215H7ZM12 216H13V214H12ZM68 216V215H67ZM85 218H84V217ZM1 217V216H0ZM88 217H89V215H88ZM97 216H95V218H96ZM152 217V216H151ZM264 217V216H263ZM5 218V217H4ZM7 218H10V217H7ZM14 218V217H13ZM12 217H11V219H13ZM94 218V217H93ZM101 218V217H100ZM6 219V218H5ZM4 219V220H5ZM8 220V219H7ZM64 220V219H63ZM89 220V219H88ZM96 220V219H95ZM147 220V219H146ZM1 221H2V219H1ZM15 221V220H14ZM71 221V220H70ZM69 221V222H70ZM84 221V220H83ZM94 221V220H93ZM100 221V220H99ZM104 221V220H103ZM140 221V220H139ZM231 221V220H230ZM32 222V221H31ZM98 222V221H97ZM10 223V222H9ZM8 223V224H9ZM12 223V222H11ZM14 223V222H13ZM28 223V222H27ZM16 224V223H15ZM24 224V223H23ZM72 224V223H71ZM89 224V223H88ZM91 224V223H90ZM94 224V223H93ZM226 224V223H225ZM2 225V224H1ZM0 225V226H1ZM19 225V224H18ZM26 225V224H25ZM219 225V224H218ZM16 227V225H11V227H9V225H8V227H7V224H4V225H2L1 227H2V231L3 232H1L0 233V255L1 254H3V255H5L6 257L7 256H9L10 254H15L14 252L16 251V250H20V252L19 253H21V252H24V251H26L27 249H29L30 248V250H34V248H33V246H34V244H32V242L35 240V237H33V236H28L27 234H26V230L24 229V231H23V228H22V230H20V232L21 233H19V231L17 230L16 231V228H14V227ZM28 226H29V224H28ZM79 226H80V224H79ZM220 226V225H219ZM218 226V227H219ZM0 227V228H1ZM82 227V226H81ZM81 227H80V229H81ZM84 227V226H83ZM26 228V227H25ZM71 228V227H70ZM77 228H79L78 227V225H77ZM27 229H28V227H27ZM30 229V228H29ZM29 229H28V231H29ZM35 229V228H34ZM74 229V228H73ZM79 229V230H80ZM37 230V229H36ZM220 230V229H219ZM27 231V232H28ZM30 231H31V229H30ZM35 231V230H34ZM81 232H83L82 230H80ZM31 233V232H30ZM32 233H33V230H32ZM75 233V232H74ZM82 234V233H81ZM3 235V236H2ZM34 235H36L35 233H34ZM85 235V234H84ZM47 236V235H46ZM78 236V235H77ZM37 237V236H36ZM43 237V236H42ZM49 237V236H48ZM79 237V236H78ZM50 238V237H49ZM42 239V238H41ZM44 239H45V237L43 238V241H44ZM46 239H48V238H46ZM45 239V240H46ZM39 240V239H38ZM73 240V239H72ZM79 240H81V239H79ZM83 240V239H82ZM86 240V239H85ZM42 240H41V242H43ZM45 242V241H44ZM77 242V241H76ZM38 243V242H37ZM80 244H82V243H80ZM79 247V246H78ZM82 247V246H81ZM39 249H40V247H39ZM44 249H46V248H44ZM35 251V250H34ZM31 252V251H30ZM29 252V253H30ZM44 252V251H43ZM46 252H47V250H46ZM16 253H17V251H16ZM36 254V253H35ZM45 254V253H44ZM2 256V255H1ZM4 256V257H5ZM40 256V255H39ZM3 258V257H2ZM1 259V258H0ZM41 259V258H40ZM39 259V260H40ZM2 260V259H1ZM4 261H7V260H4ZM41 262V261H40ZM5 263V262H4ZM38 263V262H37ZM42 263V262H41ZM1 264V263H0ZM3 264V263H2ZM45 264V263H44Z\"/></svg>",
  "mask_w": 264,
  "mask_h": 264
}]
</instances>
